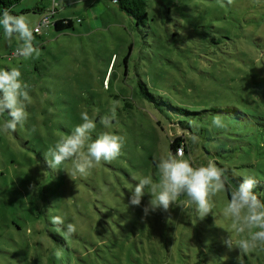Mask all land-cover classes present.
<instances>
[{
  "label": "rangeland",
  "instance_id": "obj_1",
  "mask_svg": "<svg viewBox=\"0 0 264 264\" xmlns=\"http://www.w3.org/2000/svg\"><path fill=\"white\" fill-rule=\"evenodd\" d=\"M144 1V26L114 0L12 7L33 26L50 9L74 28L41 27L33 41L40 55L28 59L9 58L18 41L0 29V68L18 67L31 96L27 122L0 132V264H238V255L264 264V246L241 254L224 245L228 235L234 246L247 235L223 215L227 193L212 197V215L203 219L178 205L144 216L147 194L141 206L128 204L132 177L158 180L154 158L181 134L194 165L212 160L264 183V136L242 115L217 129L212 116L222 113L210 110L234 106L264 117V0ZM113 108V127L104 129L99 118ZM84 111L97 124L93 138L105 130L123 137L121 154L83 176L71 174V162L48 167L43 154ZM53 216L75 233L58 232Z\"/></svg>",
  "mask_w": 264,
  "mask_h": 264
},
{
  "label": "clouds",
  "instance_id": "obj_2",
  "mask_svg": "<svg viewBox=\"0 0 264 264\" xmlns=\"http://www.w3.org/2000/svg\"><path fill=\"white\" fill-rule=\"evenodd\" d=\"M233 2L234 0H226L227 5ZM63 3L64 0H59L56 6L60 7ZM0 29L9 42L13 39L18 41L14 49L16 57H39L40 49L33 43L36 28L28 16L14 15L9 8H3L0 11ZM21 76L18 67L0 68V117H3L0 132L14 134L17 127L28 120L26 109L31 102L30 85L22 81ZM115 119L116 111L113 108L110 114L100 116L99 123L104 129H109L113 127ZM81 121L43 154L48 167L61 170V165L71 162V174L83 176L101 162H111L121 154L122 136L105 130L93 138L92 134L97 128L95 120L84 111L81 113ZM212 126L225 129V118L220 114L213 115ZM189 139L192 144L200 142V137L194 133H189ZM154 166L158 180L150 175L132 177V181L136 183H131L128 204L141 206L142 198L147 194L150 199L143 206L144 216L157 209L168 212L173 205H178L192 208L198 219H203L209 214L212 215V197L217 193H227L229 199L223 215L231 219L233 230L247 235L235 246L228 235L223 240L224 245L229 250L234 247L239 249L241 254L264 246V201L259 198L261 193L254 191L258 183L254 176L242 174L241 181L234 183L226 170L218 167L212 160L206 164L194 165L191 158L185 157L182 146L175 153L169 150L166 154L155 157ZM50 222L58 232L63 231L67 236L76 231L72 223L65 225L64 218L60 216H53ZM60 254L57 249L56 255L59 257ZM237 262L244 264L242 256H237Z\"/></svg>",
  "mask_w": 264,
  "mask_h": 264
},
{
  "label": "trees",
  "instance_id": "obj_3",
  "mask_svg": "<svg viewBox=\"0 0 264 264\" xmlns=\"http://www.w3.org/2000/svg\"><path fill=\"white\" fill-rule=\"evenodd\" d=\"M19 1L20 0H0V11H2L3 8H9L11 11L12 7ZM114 2L118 3L119 8L122 11L126 12L129 16H131L135 20L137 26H144L146 24L148 17L146 11V2L144 0H114ZM39 12L42 13L36 24L39 27V29L41 27H45V25L41 24L42 19L45 17H48L50 20V23L46 27L53 25L56 31H63L68 28L70 29L74 28L73 20H71L70 18L53 19L56 13L54 10L49 9L46 11L42 10ZM146 93L151 94L147 89H146ZM210 110H214L216 112L222 113V116L225 118V123L227 127L231 122L230 120L238 122L240 121V119H242L243 116V120L246 121L244 122V124L247 125V128H253L260 135L264 136V117L259 116L255 118L251 114L245 112L243 113L241 110L237 109L234 106H225V107H217V108L214 107L211 108ZM187 141L188 139L185 137L184 134L173 137L170 140V144H169L172 152L175 153L177 148L179 146H182L184 155H188L187 158H190L189 153L192 148L188 146ZM221 167L226 170L227 175L234 183H239L241 181L242 179V177H240L241 174H236L235 172H233L232 171L233 167L224 164H222ZM254 191L261 193L259 198L262 201H264V183L258 181Z\"/></svg>",
  "mask_w": 264,
  "mask_h": 264
},
{
  "label": "built area",
  "instance_id": "obj_4",
  "mask_svg": "<svg viewBox=\"0 0 264 264\" xmlns=\"http://www.w3.org/2000/svg\"><path fill=\"white\" fill-rule=\"evenodd\" d=\"M49 23H50V20H49L48 17L43 18L42 21H41V24H43L45 26H47ZM35 28H36V31L35 32H38L39 31V27L36 26ZM9 56H10V59L13 58V57H15L14 52L11 53Z\"/></svg>",
  "mask_w": 264,
  "mask_h": 264
},
{
  "label": "crops",
  "instance_id": "obj_5",
  "mask_svg": "<svg viewBox=\"0 0 264 264\" xmlns=\"http://www.w3.org/2000/svg\"><path fill=\"white\" fill-rule=\"evenodd\" d=\"M54 17H55V16H54ZM59 18H62V17H59ZM54 19H58V18H54ZM36 24H37V23H36ZM36 26H37V25H35L34 27H36ZM73 26H74V25H73ZM45 27H46V26H45ZM53 27H54V26H53ZM47 28H48V27H47ZM54 28H55V27H54ZM42 29H44V28H40L39 31H38L37 33H35V36H36V35H37V36L40 35ZM10 54H11V53H10ZM10 54H9V55H10ZM9 58H10V56H9ZM11 59H13V58H11Z\"/></svg>",
  "mask_w": 264,
  "mask_h": 264
}]
</instances>
